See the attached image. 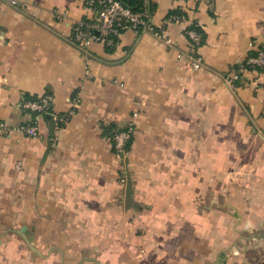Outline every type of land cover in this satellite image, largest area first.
I'll return each instance as SVG.
<instances>
[{
  "label": "crops",
  "instance_id": "0c3cea01",
  "mask_svg": "<svg viewBox=\"0 0 264 264\" xmlns=\"http://www.w3.org/2000/svg\"><path fill=\"white\" fill-rule=\"evenodd\" d=\"M150 1L172 45L143 29L82 49L86 0H0V121L29 120L27 95L80 98L39 137L0 135V264H261L264 72L225 74L264 50V0ZM177 7L205 31L199 69ZM132 119L123 155L111 132Z\"/></svg>",
  "mask_w": 264,
  "mask_h": 264
},
{
  "label": "built area",
  "instance_id": "2783aa9c",
  "mask_svg": "<svg viewBox=\"0 0 264 264\" xmlns=\"http://www.w3.org/2000/svg\"><path fill=\"white\" fill-rule=\"evenodd\" d=\"M96 0H86V7L92 12L95 11L93 3ZM100 8L97 16L93 21H87L84 17L79 19L72 26V40L82 49H88L94 42H102L106 46H115L122 34L127 30L139 31L140 28L151 30L157 36L165 39L169 45L174 43L171 36L165 34V27L163 25L157 26L152 18L153 14L147 9L150 0H144V9L141 11H134L121 0H97ZM172 20L188 22L187 17H170ZM185 28V33L188 35V52L191 57L192 65L195 69H199L203 65V57L200 53L201 48V34L195 29ZM253 43V48L258 50L257 55L247 58V64L252 66L264 65V50ZM242 71V70H241ZM253 75V80L258 77L257 69L250 71ZM238 78V72L231 71L225 74L227 83L234 85V81ZM80 104L79 96L72 99L71 110L72 114L76 107ZM21 106L24 110L29 112H36V123L25 122L20 126L13 128L9 124L0 121V135L12 133L14 130L20 131L29 137H39L41 135V128L39 124L40 118L44 113H49L54 121L58 120V113L51 111L53 108V95L45 92L36 99H23ZM136 113L134 114V117ZM135 131V119L130 120L125 128L119 130L114 139L115 148L120 154L128 155L129 142L132 139ZM264 264V258L260 261Z\"/></svg>",
  "mask_w": 264,
  "mask_h": 264
},
{
  "label": "trees",
  "instance_id": "16d2710c",
  "mask_svg": "<svg viewBox=\"0 0 264 264\" xmlns=\"http://www.w3.org/2000/svg\"><path fill=\"white\" fill-rule=\"evenodd\" d=\"M121 1L134 11H141L144 9V0H121ZM93 6L95 8V11H93L90 16L84 17L87 21H93L95 19V17L97 16L98 9L100 8L97 0L93 3ZM147 9L151 12V14H153L156 10V4L153 2H150V4L147 6ZM168 15H169V17H172V16H177L179 18L183 17V16L187 17V19L189 21L187 24V26H188L187 28L195 29L197 32H199L201 34V45H203L205 43V39H206L205 35L206 34H205L203 27L201 26L200 23H198L197 20H195V19L189 20L187 11H185L183 7H177L175 9L171 10ZM140 30H142V28H140ZM117 41H118V39H117ZM107 47L111 48V47H114V45L113 46H107ZM257 53H258V50L256 48L252 47V49L247 53L246 57L240 63H237V64L231 66L230 70L227 71V72H231V71L238 72V78L234 81L235 85L238 86L242 81L244 82L246 80H250L248 78V75L250 74V71H252L254 69H257V71L259 73L264 72V65L252 66L250 64H247V58L250 56L257 55ZM36 98H38V96L27 95V97H26V99H36ZM51 111H54V109L51 108ZM57 113L59 115L58 120L57 121L53 120L54 121L53 124L55 126L64 125L66 123V121L71 117V114L69 113V111L64 112V113H59V112H57ZM36 116H37L36 112H30V118L26 122L36 123V121H37ZM43 116H45L46 118H52V116L49 113H44ZM123 128H125V127L117 128L115 131L111 132L112 133L111 136H112L113 141H114V137H115L116 133ZM132 141H133V137L129 142V147H131Z\"/></svg>",
  "mask_w": 264,
  "mask_h": 264
},
{
  "label": "rangeland",
  "instance_id": "374dc122",
  "mask_svg": "<svg viewBox=\"0 0 264 264\" xmlns=\"http://www.w3.org/2000/svg\"><path fill=\"white\" fill-rule=\"evenodd\" d=\"M181 22V21H179ZM156 35V34H155ZM191 58V57H190ZM115 139V137H114ZM115 142V141H114ZM129 152H130V149H129ZM128 152V154H129ZM126 179H127V173H126V169L124 167H122L120 170H119V180H120V183H125L126 182Z\"/></svg>",
  "mask_w": 264,
  "mask_h": 264
},
{
  "label": "water",
  "instance_id": "95a60500",
  "mask_svg": "<svg viewBox=\"0 0 264 264\" xmlns=\"http://www.w3.org/2000/svg\"><path fill=\"white\" fill-rule=\"evenodd\" d=\"M25 230V229H24ZM26 231V230H25ZM26 233L29 235L28 237V239L30 240V241H32L33 240V233L32 232H30V231H26ZM120 264H125V263H120Z\"/></svg>",
  "mask_w": 264,
  "mask_h": 264
}]
</instances>
